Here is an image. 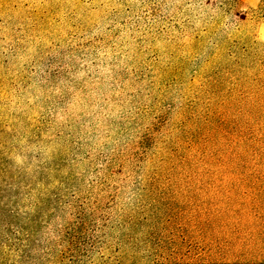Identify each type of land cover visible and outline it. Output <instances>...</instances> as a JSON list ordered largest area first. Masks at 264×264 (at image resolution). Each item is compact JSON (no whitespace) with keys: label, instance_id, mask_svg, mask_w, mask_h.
<instances>
[{"label":"rangeland","instance_id":"obj_1","mask_svg":"<svg viewBox=\"0 0 264 264\" xmlns=\"http://www.w3.org/2000/svg\"><path fill=\"white\" fill-rule=\"evenodd\" d=\"M260 0H0V264H264Z\"/></svg>","mask_w":264,"mask_h":264},{"label":"trees","instance_id":"obj_2","mask_svg":"<svg viewBox=\"0 0 264 264\" xmlns=\"http://www.w3.org/2000/svg\"><path fill=\"white\" fill-rule=\"evenodd\" d=\"M228 1L236 3L237 0H228ZM258 10H259L260 17H262L264 19V0H260V4L258 6Z\"/></svg>","mask_w":264,"mask_h":264}]
</instances>
